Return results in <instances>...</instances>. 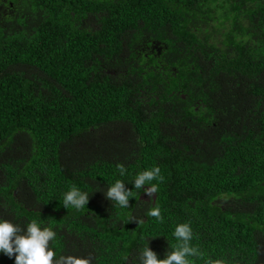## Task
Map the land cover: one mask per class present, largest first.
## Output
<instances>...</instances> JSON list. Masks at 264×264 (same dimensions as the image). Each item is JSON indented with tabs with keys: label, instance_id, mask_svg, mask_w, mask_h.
Instances as JSON below:
<instances>
[{
	"label": "trees",
	"instance_id": "trees-1",
	"mask_svg": "<svg viewBox=\"0 0 264 264\" xmlns=\"http://www.w3.org/2000/svg\"><path fill=\"white\" fill-rule=\"evenodd\" d=\"M0 217L54 262L162 260L187 224L189 264H264V0H0Z\"/></svg>",
	"mask_w": 264,
	"mask_h": 264
},
{
	"label": "clouds",
	"instance_id": "clouds-1",
	"mask_svg": "<svg viewBox=\"0 0 264 264\" xmlns=\"http://www.w3.org/2000/svg\"><path fill=\"white\" fill-rule=\"evenodd\" d=\"M121 176L125 174V168L119 167ZM154 179L162 180L159 167L144 170L134 178V188L141 189L146 183ZM150 191H156V185L151 184ZM131 192L124 189L123 183L116 180L108 187L107 197L111 198L122 208L128 207V199ZM88 201V192L72 186L63 195L62 202L66 207L71 205L76 209L86 206ZM151 216L159 218L158 210L149 213ZM56 233L48 227H41L37 222L27 224L26 231L21 233V229L16 223L0 217V251L9 256L16 253L15 264H91L89 258L75 255L62 256L59 261L54 262V252L49 246V241L55 238ZM173 235L182 241L178 249L173 250L165 259L159 260L155 253L143 248V264H189L187 256H199L200 253L194 247H189L188 242L192 234L189 225L178 224ZM205 264H220L219 261H206Z\"/></svg>",
	"mask_w": 264,
	"mask_h": 264
},
{
	"label": "flooded vegetation",
	"instance_id": "flooded-vegetation-1",
	"mask_svg": "<svg viewBox=\"0 0 264 264\" xmlns=\"http://www.w3.org/2000/svg\"><path fill=\"white\" fill-rule=\"evenodd\" d=\"M4 1V0H3ZM6 1V0H5Z\"/></svg>",
	"mask_w": 264,
	"mask_h": 264
}]
</instances>
